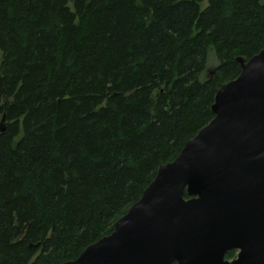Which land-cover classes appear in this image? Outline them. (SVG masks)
<instances>
[{
    "label": "trees",
    "instance_id": "16d2710c",
    "mask_svg": "<svg viewBox=\"0 0 264 264\" xmlns=\"http://www.w3.org/2000/svg\"><path fill=\"white\" fill-rule=\"evenodd\" d=\"M263 47L264 0H0V264L111 233Z\"/></svg>",
    "mask_w": 264,
    "mask_h": 264
},
{
    "label": "water",
    "instance_id": "95a60500",
    "mask_svg": "<svg viewBox=\"0 0 264 264\" xmlns=\"http://www.w3.org/2000/svg\"><path fill=\"white\" fill-rule=\"evenodd\" d=\"M236 60L241 71L218 88L210 122L111 233L62 264H264V47Z\"/></svg>",
    "mask_w": 264,
    "mask_h": 264
},
{
    "label": "rangeland",
    "instance_id": "374dc122",
    "mask_svg": "<svg viewBox=\"0 0 264 264\" xmlns=\"http://www.w3.org/2000/svg\"><path fill=\"white\" fill-rule=\"evenodd\" d=\"M216 62L217 61L215 60V55H214V52L212 49V51L210 53V65H211V67L214 66L216 64ZM211 69H213V67ZM233 256H235V254H233L231 257H233Z\"/></svg>",
    "mask_w": 264,
    "mask_h": 264
},
{
    "label": "flooded vegetation",
    "instance_id": "af4514ba",
    "mask_svg": "<svg viewBox=\"0 0 264 264\" xmlns=\"http://www.w3.org/2000/svg\"><path fill=\"white\" fill-rule=\"evenodd\" d=\"M232 252H235L234 254H235V256H233V257H227V258H229V259H232V258H235L236 256H237V253H238V251L237 250H235V251H232Z\"/></svg>",
    "mask_w": 264,
    "mask_h": 264
}]
</instances>
